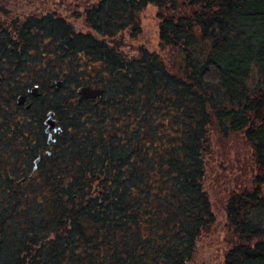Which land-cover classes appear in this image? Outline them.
Masks as SVG:
<instances>
[{
	"label": "trees",
	"instance_id": "trees-1",
	"mask_svg": "<svg viewBox=\"0 0 264 264\" xmlns=\"http://www.w3.org/2000/svg\"><path fill=\"white\" fill-rule=\"evenodd\" d=\"M149 4L162 44L180 49L177 71L107 41L138 33ZM85 17L90 33L47 14L0 30V73L49 53L66 86L105 88L49 103L64 131L34 173L20 137L34 132L36 151L42 124H16L0 90V264H194L216 223L205 156L216 130L245 133L258 165L255 190L227 202L224 264H264V0H99Z\"/></svg>",
	"mask_w": 264,
	"mask_h": 264
},
{
	"label": "rangeland",
	"instance_id": "rangeland-1",
	"mask_svg": "<svg viewBox=\"0 0 264 264\" xmlns=\"http://www.w3.org/2000/svg\"><path fill=\"white\" fill-rule=\"evenodd\" d=\"M97 1L99 0H0V11L3 13L4 20L9 21V25L16 20L44 17L47 14L63 18L75 29L90 33L93 29L86 23L85 11ZM159 12L158 5L149 4L139 13L140 33L133 34L132 30L128 28L113 38L107 37V41L111 46L129 57L141 55L142 51L146 49L159 53L166 61L174 62L175 68L173 69L177 71L180 58H177L174 52H179L180 49L162 44ZM96 36L99 39H106V37H100L98 34ZM49 42L46 43L48 49L50 48ZM50 62L51 56L46 53L44 57L45 66L35 64L34 68L28 69L29 76H36V73L39 72L42 76L52 77L50 78L52 81L61 75L66 79L67 75L59 71L57 63ZM67 78L69 79V77ZM71 82L67 84V87L61 86L59 91H56L55 87H52L51 90H47V88L43 90L44 94L40 96L32 111L35 121L37 120L39 124H42L48 112V106L55 101L60 100L62 102L66 101L67 98H71L73 101L77 100L75 93L79 86H75ZM16 86L20 89L24 88ZM210 145L211 148L205 155L208 159L206 186L209 189L210 200H212V210L215 213L216 223L199 240V249L194 264H224L226 253L235 245L233 236L227 228V202L233 195L255 190V178L258 174L256 155L253 153L252 145L247 142L245 133H231L224 137L216 130Z\"/></svg>",
	"mask_w": 264,
	"mask_h": 264
},
{
	"label": "flooded vegetation",
	"instance_id": "flooded-vegetation-1",
	"mask_svg": "<svg viewBox=\"0 0 264 264\" xmlns=\"http://www.w3.org/2000/svg\"><path fill=\"white\" fill-rule=\"evenodd\" d=\"M22 20V19H21ZM9 21H5L4 17H3V13L0 11V30L1 29H12L13 24L9 25L8 23ZM14 75L13 76H6L5 73H0V90L2 91V95L5 98L10 99V101L12 102V105H17L18 108L20 109V111L18 112V114L16 115V124H23V122H25V124L30 123L31 126H34V121L35 119H33V114L31 113V111H27V110H32V108H34L38 102V100L40 99V96L44 94L43 90H46L45 88H47V90H51L52 86L51 84L58 80L62 81V85L67 87L65 85L66 83V79L64 76H58V79H55L52 81L50 78H48V76H42L41 74H39V72L36 73V76H29L28 74V69H21V70H14ZM14 85H18V86H22L24 88L19 89V93L16 94L15 96L12 95L10 96V88H12V86ZM90 85V84H89ZM90 86L93 87H99L98 85L92 84ZM37 87V90L34 92V89ZM64 87V88H65ZM81 87V86H80ZM102 88V87H100ZM56 89V87H55ZM75 89V88H74ZM78 89V88H77ZM77 89H76V93L75 95L77 96V102L81 103V101H93L95 99H100V98H92V99H86V100H78L79 95L77 94ZM56 91H59L56 89ZM14 96V97H13ZM19 96H24L25 98V102L23 103H19L18 102V97ZM27 105H30L29 107H27ZM27 109V110H26ZM26 110V111H25ZM49 111H53L54 114L52 116V120H55V126H56V130H52L48 128V125L46 124V121L48 120V113ZM61 118L59 117V114L57 112L56 109H49L46 116L44 117V122L42 123L43 125H41V130L42 133L41 135L38 137L39 141H40V146L38 149H36L35 151V134L34 132L29 133V135L27 136H22L20 137V139L23 141L25 140V144L23 145L22 149H31V152H29V164H32V171L33 173L35 171H37L38 166H39V162L41 159H43L46 155L50 156L51 155V149L53 147V144H55L57 141L58 136L61 135V133H63L64 129H63V124L62 121L60 120ZM51 141V142H50ZM24 155H26L27 153L25 151H23ZM39 159V160H38ZM7 162V161H6ZM16 165H25L26 162L20 158L17 160V162L15 163Z\"/></svg>",
	"mask_w": 264,
	"mask_h": 264
},
{
	"label": "water",
	"instance_id": "water-1",
	"mask_svg": "<svg viewBox=\"0 0 264 264\" xmlns=\"http://www.w3.org/2000/svg\"><path fill=\"white\" fill-rule=\"evenodd\" d=\"M51 85L56 87L57 90H59V88L63 86L61 80H58L55 83H52ZM36 90H37V87L34 89V92ZM104 91H105L104 87L100 88V87H93L90 85H81V87L77 89V94L79 95L78 100L81 101V100L92 99V98H102ZM18 98H19L18 99L19 103L25 102L24 96H19ZM29 106L30 105H27V107ZM53 114H54L53 111H49L48 113V120L46 121V124L48 125L47 130L49 129L56 130V126H55L56 122L55 120H52Z\"/></svg>",
	"mask_w": 264,
	"mask_h": 264
}]
</instances>
